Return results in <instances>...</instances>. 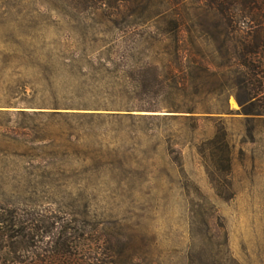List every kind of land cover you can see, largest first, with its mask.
<instances>
[{"label":"rangeland","instance_id":"1","mask_svg":"<svg viewBox=\"0 0 264 264\" xmlns=\"http://www.w3.org/2000/svg\"><path fill=\"white\" fill-rule=\"evenodd\" d=\"M214 23L198 0H0V264H264V117Z\"/></svg>","mask_w":264,"mask_h":264},{"label":"trees","instance_id":"2","mask_svg":"<svg viewBox=\"0 0 264 264\" xmlns=\"http://www.w3.org/2000/svg\"><path fill=\"white\" fill-rule=\"evenodd\" d=\"M73 1L79 5L90 3L93 7L104 3V0ZM198 1L215 17L213 46L224 62L220 69H225L228 90L243 93L242 99L236 97L242 111L256 110L245 111L247 116L264 117V0ZM210 68L215 69L214 63L205 64V70L209 72ZM60 255L67 258V253Z\"/></svg>","mask_w":264,"mask_h":264}]
</instances>
